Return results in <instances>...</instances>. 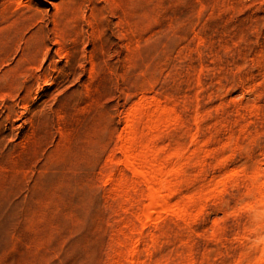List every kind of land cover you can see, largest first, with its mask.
Wrapping results in <instances>:
<instances>
[{"label": "rangeland", "instance_id": "374dc122", "mask_svg": "<svg viewBox=\"0 0 264 264\" xmlns=\"http://www.w3.org/2000/svg\"><path fill=\"white\" fill-rule=\"evenodd\" d=\"M0 264H264V0H0Z\"/></svg>", "mask_w": 264, "mask_h": 264}, {"label": "bare ground", "instance_id": "6f19581e", "mask_svg": "<svg viewBox=\"0 0 264 264\" xmlns=\"http://www.w3.org/2000/svg\"><path fill=\"white\" fill-rule=\"evenodd\" d=\"M163 200V199H162ZM160 202V196L158 193H153V204H158Z\"/></svg>", "mask_w": 264, "mask_h": 264}]
</instances>
